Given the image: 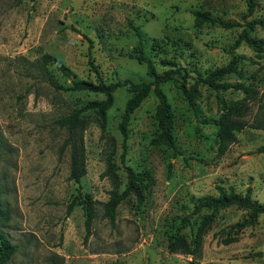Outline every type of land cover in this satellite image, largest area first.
I'll list each match as a JSON object with an SVG mask.
<instances>
[{"label":"rangeland","instance_id":"1","mask_svg":"<svg viewBox=\"0 0 264 264\" xmlns=\"http://www.w3.org/2000/svg\"><path fill=\"white\" fill-rule=\"evenodd\" d=\"M194 11L240 26L195 28ZM245 12L244 0H0V186L10 214L2 231L17 246L6 264H264V215L235 234L230 227L246 212L234 206L218 212L196 256L168 249L172 234L191 238L207 212L191 215L190 226L182 227L180 220L196 202L216 196L217 187L241 195L250 188L251 198L264 202V154L256 153L264 145V130L249 127L264 121L258 109L264 53L257 56L241 43L234 50L244 58L239 74L224 79L253 85L258 95L252 99H244L242 91L202 85L190 106L178 80L161 85L172 111L175 151L150 144L157 104L151 92L130 117L122 163L118 125L131 94L118 88L103 133L95 116L86 113V174L75 183L69 179V148L63 147L66 131L59 124L85 102L103 98L70 90L73 80L96 83L89 57L106 83L149 81L145 63L134 58L141 39L159 73L169 68L162 61L172 62L187 68L192 84L197 72L206 75L229 63ZM254 18L264 21V0H256L248 19ZM253 35L264 41V26H256ZM222 102H240L230 118L248 124L233 131L235 141L224 151L216 125L225 112ZM124 166L150 177L143 203L138 206L130 195L111 224L102 203L111 191L124 190ZM77 195L94 202L89 232L82 206L67 214ZM227 233L237 242L224 245Z\"/></svg>","mask_w":264,"mask_h":264},{"label":"trees","instance_id":"2","mask_svg":"<svg viewBox=\"0 0 264 264\" xmlns=\"http://www.w3.org/2000/svg\"><path fill=\"white\" fill-rule=\"evenodd\" d=\"M244 1L246 3V12L241 16V19L243 20V24L241 25L242 30L230 49L231 59L229 63L224 67L207 72L206 75L197 72L196 80L192 84H189L187 80V68L176 66L172 62L162 61L163 65L168 66L169 68L159 73L154 63L146 57L143 41L141 39L138 40L136 46L137 54L134 58L138 62L145 63L146 75L150 79L149 81L134 82L130 79H125L112 84L106 83L99 74L97 67L93 64L92 59L89 57L88 64L96 74V83L84 80H73L70 90L100 94L103 95V98L87 101L81 107L74 109L68 116L59 120L60 126L66 131V138L63 147L69 148L70 180L79 183L82 177L86 174L85 147L83 142V134L88 124L86 113H91L95 116L101 133H103L107 123V111L113 105V93L118 88H126L131 94L126 101L124 112L118 125L123 137L124 149L121 156L122 163H124L126 155L125 144L128 138L127 126L130 117L151 92L155 95L157 104L154 113L156 129L150 144L153 146H166L175 151L172 134V111L165 94L161 90L162 84L178 80L179 83L177 87L190 106H194V101L200 96L199 86L202 85H205L216 92H225L231 89L242 91L245 95L244 99H252L258 95V91L253 85L245 86L242 83L231 84L224 81L225 77L230 74H239L238 66L240 61L244 58L241 55L236 54L234 50L241 43H244L251 48L257 56H261L264 53V41L253 35L255 27L264 26V21L255 18L248 19L255 11L256 0ZM193 16L195 19V28H201L204 24L216 25L226 29L240 26L237 22L224 21L219 17H213L207 12L194 11ZM44 59L46 61H52V58L47 55L44 56ZM56 63L57 68L62 73L67 74L66 68L58 61ZM258 100L259 112L264 115V91L259 95ZM239 103L240 102L226 104L222 102L225 112L223 116L216 121V125L218 126L217 142L220 151H224L235 141L233 131H239L248 126L245 122L230 118L232 114L236 113L237 105ZM249 127L264 130V121L256 120V122L250 124ZM256 153L264 154V145L259 147L256 150ZM124 169L126 172V185L124 190L121 193L111 191L108 200L102 203L104 211L103 215L111 224H114L118 205L130 195L135 197L138 206L143 203L145 197L144 189L146 188L150 177L147 173L136 172L129 166H124ZM217 192L216 196H208L196 202L193 205L191 213L180 220L182 227L190 226L191 215L199 214L202 211L207 212L202 216L200 223L192 233L190 239L177 233L172 234L169 237L168 249L170 252L185 254L192 257L196 256L202 247L204 235L209 230L218 212L222 209L234 206L246 212L244 219L230 227L235 234L252 226L259 216L264 215V202L259 203L253 200L251 198L250 188L247 189L244 195L238 194L232 189L224 190L222 187H217ZM2 195L3 190L0 186V264H6L17 250V246L12 245L8 236L2 231L3 227H5L10 220V214L1 201ZM76 205L83 207L85 213V228L86 231L89 232L95 215L94 202L88 195L84 197L77 195L69 204L67 214H69ZM234 242H237V238L236 236H230V233H227L226 237L222 239L224 245H229Z\"/></svg>","mask_w":264,"mask_h":264}]
</instances>
